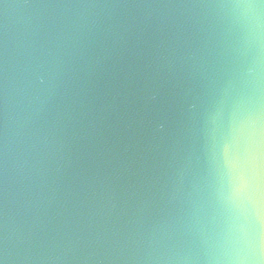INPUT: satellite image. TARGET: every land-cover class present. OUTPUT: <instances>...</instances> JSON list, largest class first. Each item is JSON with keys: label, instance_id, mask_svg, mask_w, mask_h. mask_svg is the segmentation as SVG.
Instances as JSON below:
<instances>
[{"label": "clouds", "instance_id": "clouds-1", "mask_svg": "<svg viewBox=\"0 0 264 264\" xmlns=\"http://www.w3.org/2000/svg\"><path fill=\"white\" fill-rule=\"evenodd\" d=\"M21 7L0 264H264V0Z\"/></svg>", "mask_w": 264, "mask_h": 264}, {"label": "water", "instance_id": "water-1", "mask_svg": "<svg viewBox=\"0 0 264 264\" xmlns=\"http://www.w3.org/2000/svg\"><path fill=\"white\" fill-rule=\"evenodd\" d=\"M37 2H39V0H0V33L3 32L6 19L10 24H15L22 18L25 9L21 6ZM6 6L8 7L6 8ZM192 104L193 101H186L184 110L186 112L190 111Z\"/></svg>", "mask_w": 264, "mask_h": 264}]
</instances>
